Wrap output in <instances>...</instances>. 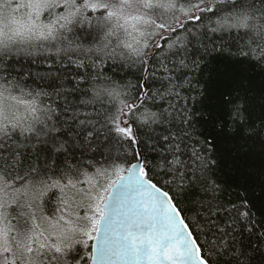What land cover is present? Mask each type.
I'll return each instance as SVG.
<instances>
[{"label": "snow or ice", "instance_id": "snow-or-ice-1", "mask_svg": "<svg viewBox=\"0 0 264 264\" xmlns=\"http://www.w3.org/2000/svg\"><path fill=\"white\" fill-rule=\"evenodd\" d=\"M0 264H264V0H0Z\"/></svg>", "mask_w": 264, "mask_h": 264}]
</instances>
